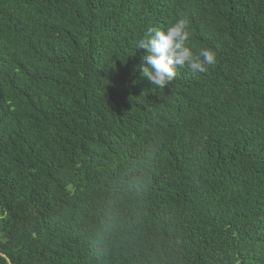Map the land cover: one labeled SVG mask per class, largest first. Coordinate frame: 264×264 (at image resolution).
I'll return each instance as SVG.
<instances>
[{
  "label": "trees",
  "instance_id": "obj_1",
  "mask_svg": "<svg viewBox=\"0 0 264 264\" xmlns=\"http://www.w3.org/2000/svg\"><path fill=\"white\" fill-rule=\"evenodd\" d=\"M0 264H264V0H0Z\"/></svg>",
  "mask_w": 264,
  "mask_h": 264
},
{
  "label": "clouds",
  "instance_id": "obj_2",
  "mask_svg": "<svg viewBox=\"0 0 264 264\" xmlns=\"http://www.w3.org/2000/svg\"><path fill=\"white\" fill-rule=\"evenodd\" d=\"M190 32L187 21L179 19L166 29L151 28L136 44L137 49L147 50L142 74L156 88L164 89L184 68L191 74L206 73L217 60V53L203 48L194 55L190 47Z\"/></svg>",
  "mask_w": 264,
  "mask_h": 264
}]
</instances>
